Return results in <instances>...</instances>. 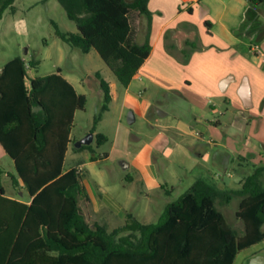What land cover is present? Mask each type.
<instances>
[{
    "label": "trees",
    "instance_id": "16d2710c",
    "mask_svg": "<svg viewBox=\"0 0 264 264\" xmlns=\"http://www.w3.org/2000/svg\"><path fill=\"white\" fill-rule=\"evenodd\" d=\"M16 1L0 0V20L14 10ZM58 1L78 32L63 34L53 22L56 35L85 54L95 50L128 87L152 49L149 40L134 41L141 18L151 20L149 0ZM261 4L264 0H250L248 21L253 7ZM37 65L19 56L0 74V144L14 161L16 175L8 173L13 185L22 186L29 196L23 201L6 195L1 184L6 172L0 166V264H233L240 251L264 240L262 169L239 192L243 200L237 217L245 225L243 236L216 208L224 194L202 179L170 203L156 223L128 214L125 224L112 231L90 224L80 205L88 198L83 174L78 167L64 169L74 114L85 109L87 98L61 69L31 79L28 86V66ZM96 77L104 100L92 133L112 101L109 82L100 73ZM95 138L98 145L107 140L102 134Z\"/></svg>",
    "mask_w": 264,
    "mask_h": 264
},
{
    "label": "crops",
    "instance_id": "0c3cea01",
    "mask_svg": "<svg viewBox=\"0 0 264 264\" xmlns=\"http://www.w3.org/2000/svg\"><path fill=\"white\" fill-rule=\"evenodd\" d=\"M249 6L250 0H149L151 20L145 16L141 18L134 41L144 44L149 40L150 56L130 85L123 86L122 94L115 95L109 83L112 94L109 105L119 100L120 117L124 111L131 110L135 121L137 117L148 120L151 114H158L159 119L154 118L151 129L165 143L143 145L125 167L139 173L144 188L142 197H128L124 204L105 195L81 200L82 213L90 224L99 223L112 231L123 226L127 215L134 216L138 209L143 219L158 221L166 207L176 200L164 198L157 203V197L151 194L158 184L162 186L156 157L166 161L162 162L165 171L176 160L182 167L183 161L191 156L193 165L205 162L206 166L198 170L192 180L185 181L177 174V185H187L188 190L202 179L223 193L215 205L226 220L224 209L233 199H237L240 206L243 196L239 192L245 180L258 169H262L259 181L264 188V4L253 7L254 14L249 18L252 30L242 32V24L248 22ZM14 12L15 5L14 10L5 12L0 25ZM10 26L13 28L12 21ZM61 74L81 94L76 80ZM33 78L35 76L28 72V86ZM79 111L74 114V122ZM228 126L242 133L243 142L231 139L228 142L222 138ZM193 136L200 140L190 139ZM72 137L71 131V141ZM118 138L116 136L114 144ZM164 144L169 145L168 150L164 149ZM174 156L176 160L172 161ZM92 157L88 159L93 161ZM76 167L84 170L82 164ZM182 169L191 173V168ZM130 181L134 178L130 177ZM165 183L167 185L168 180ZM170 192L166 189L167 194ZM23 201H29V197ZM143 223L154 222L143 220ZM117 224L120 226H115ZM238 226L237 229L232 227L243 236L245 225ZM261 246L264 240L240 251L233 264H251L254 258L264 257L258 254Z\"/></svg>",
    "mask_w": 264,
    "mask_h": 264
},
{
    "label": "rangeland",
    "instance_id": "374dc122",
    "mask_svg": "<svg viewBox=\"0 0 264 264\" xmlns=\"http://www.w3.org/2000/svg\"><path fill=\"white\" fill-rule=\"evenodd\" d=\"M11 21L13 28L10 26ZM53 22L56 23L58 30L63 34L78 32L76 23L68 17L64 7L58 0H18L15 4L14 14H9L4 23L0 25V70L12 58L20 56L27 59V63L31 60L38 63L37 67L28 66L30 76H47L57 73V70L61 69L64 75L74 78L79 92L86 96L87 103L85 109L77 113L72 128L71 150L66 157L64 169L69 170L80 164L83 165L84 170L81 171L84 173L82 183L89 198L94 199L97 196L105 195L106 198H112L119 204H124L128 197L138 199L144 195L143 182L140 181V175L136 170L126 169L127 164L143 145L165 143L163 138L157 137L151 129V124L155 123L154 118L159 119V116L153 113L148 120L137 117L133 124H129L127 116L132 111H124V114L120 117L121 102L116 99L109 105V111L104 113L102 122L97 125L94 132L95 136L102 134L107 140L98 145L95 138L87 149L76 151L75 144L89 133H92L94 118L103 105L104 94L96 73H100L112 85V92L115 95L122 94L124 87L118 82L116 76L95 50L85 54L79 48L67 44L56 35ZM246 23L242 30H252V22L248 21ZM247 43L249 44V41ZM245 47L249 51V48ZM241 134L228 126L223 132L222 138L228 142L231 139L238 140L241 143L243 142ZM116 136H119V138L114 144ZM196 138L200 140L198 136L190 137L194 141H196ZM164 145L166 146L164 149L167 148L168 150L169 145ZM189 155L191 156V154ZM88 156H95L96 160L91 161ZM173 160H176L175 156L172 157ZM193 160L194 158L191 156L187 161H183L182 167H179V161L176 162V160L171 162L168 166L169 170L165 171L162 162L165 163L166 161L161 160L159 157L155 158L157 172L160 176L159 182L162 184V186L158 184L157 188L151 191V194L155 198L157 197V203L163 202L164 198L177 201L187 191V185H177L176 175L179 174L185 181L192 180V176H195L198 170L200 171L206 166L205 162H198L200 165H193ZM0 166L6 172L1 177V184L6 191V195H13L18 199L27 200L29 197L27 191L22 192L24 190L22 186L15 187L8 175V173L16 175V170L12 159L1 144ZM182 168H191V173L187 174ZM130 177H133L134 181H130ZM165 180H168L167 185ZM173 184L176 185L174 191H172ZM166 189L171 191L170 194L166 193ZM238 209L237 199H233L224 209L227 220L235 229L239 227L238 225L244 224L242 220L235 216ZM134 217L142 222L143 220L157 222V219H143L141 209H138ZM257 250L258 254H264V246L259 247Z\"/></svg>",
    "mask_w": 264,
    "mask_h": 264
},
{
    "label": "water",
    "instance_id": "95a60500",
    "mask_svg": "<svg viewBox=\"0 0 264 264\" xmlns=\"http://www.w3.org/2000/svg\"><path fill=\"white\" fill-rule=\"evenodd\" d=\"M135 122V116L133 112H130L128 115V123L133 124ZM95 135L94 133H89L86 137L81 139L75 144V147L80 149L84 145H91L94 142ZM128 166V164H127ZM251 264H264V257L258 256L254 258L251 262Z\"/></svg>",
    "mask_w": 264,
    "mask_h": 264
}]
</instances>
